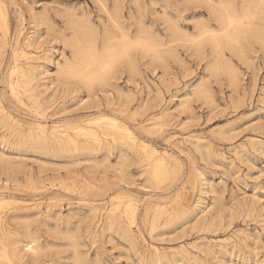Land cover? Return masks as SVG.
<instances>
[{
    "label": "rangeland",
    "instance_id": "rangeland-1",
    "mask_svg": "<svg viewBox=\"0 0 264 264\" xmlns=\"http://www.w3.org/2000/svg\"><path fill=\"white\" fill-rule=\"evenodd\" d=\"M1 1L9 22L11 41L8 39L10 45L7 46L4 59L0 60V80L7 77L13 65H17L12 58L13 45L22 47L29 52V56L34 57H21L18 64L28 68L31 60L33 65L40 64L41 70L49 69L39 76V79L45 78L43 82L46 81L47 86L34 85L35 93L40 89V94L43 93L38 97V103L32 102L29 94L20 88L18 97L24 101L21 104L11 92L7 78L0 81L1 95L4 93L2 105L9 114L13 113L11 115L23 123L20 131H14L12 123L0 116V157L3 158H0V196H11L15 204H7L4 209L1 208L0 214H4L0 217L2 221L5 219L3 226L6 231L12 232V236L16 235L14 237L26 241L30 232L41 245L40 254L29 255L24 263L264 264V45L251 38L243 40L241 45L245 44V58L228 49H225V54L221 57L213 56L209 45L198 52L190 47L184 37L165 46L164 42L170 40L172 33L168 28V20L176 21L184 32H198L195 27L197 21L210 17L209 9L202 0ZM116 5L123 6L120 7L122 17L119 24L114 23L109 16V11L113 12ZM182 5L186 8L181 7ZM31 9L37 15L40 12V15L48 16V23L41 24V28L37 27L31 18ZM73 18H86L90 21V31L96 32L100 48L108 37L115 36V39H111L115 42L116 37L125 30L127 33L130 31L128 34L133 38L144 31L149 32V35L163 43L161 51L156 55L158 58L154 59V53H147V56L145 52L143 55L140 48H134L131 60L136 71L131 72L130 62L122 60L120 63L127 61L126 64L122 66L119 63L116 77L109 80L110 84L117 87L108 86V94H104L99 90L100 86L96 85V93L92 96L82 84L70 79L51 84L50 79L56 74L54 71L57 63L71 55L70 48L63 45L60 34H64L66 39L73 36L68 27V20ZM51 22L54 23L50 24ZM212 24L217 26L215 21ZM38 28L41 31L37 32ZM20 29L21 38L15 43V35ZM34 34L39 35L37 41L40 43L36 41L34 45L26 46L24 39ZM57 38L60 39L59 42ZM170 45H175L174 54L167 50ZM151 54L155 57L152 58ZM52 58L55 62L49 60ZM217 64L219 68L216 67ZM231 71L238 76L235 84L231 81ZM94 95H98L100 100ZM116 108L124 109L125 113H115ZM165 109L169 112L165 117L152 122L145 121L151 116H161ZM37 111L44 113L43 121L48 125L56 122L76 124L103 111L125 120L133 126L140 138L160 151H168L169 178L162 181L150 179L146 168L152 161L147 160L138 147L127 149L112 142L110 150L89 155L82 151L60 152L39 146L27 136L29 122L37 118ZM146 123L152 125L149 126V131L139 128ZM156 123L162 124V127H157ZM198 137L202 139H197ZM16 139L26 142L19 146L17 141L15 144ZM119 148L126 150L130 159L123 163L122 168L118 164L121 162ZM7 162H10L9 170L6 168ZM41 163H44V167ZM102 164L106 166L105 169ZM118 170L123 172L119 173ZM128 175L132 178L127 177ZM133 176L137 178L135 182H131L135 178ZM204 178L210 185L209 199L207 197V200H202L205 214L200 210L184 212L183 209L191 208L201 196L198 190ZM118 194L124 195L120 207L122 210L126 208L124 203L130 200L132 209L137 212H134L136 223L132 224L127 219V214L122 213L121 221L131 227V235L117 224L105 228L106 209L111 208V198ZM161 204L168 214L158 217L155 211L157 207L162 208ZM94 206H98L97 211L93 209ZM205 215L207 218L201 220ZM26 224L29 230L25 228ZM70 237L72 238L69 239ZM219 242H222V246L218 245ZM208 244L216 245L208 248ZM75 246L78 248L77 252L72 249ZM156 251L164 256L158 259ZM75 253L80 254L83 259L81 262Z\"/></svg>",
    "mask_w": 264,
    "mask_h": 264
},
{
    "label": "bare ground",
    "instance_id": "bare-ground-1",
    "mask_svg": "<svg viewBox=\"0 0 264 264\" xmlns=\"http://www.w3.org/2000/svg\"><path fill=\"white\" fill-rule=\"evenodd\" d=\"M97 1V0H96ZM182 1V0H181ZM180 1V2H181ZM14 2V1H13ZM120 2V1H119ZM203 3H205L209 9L210 12V17H206V19L200 18L197 21L196 28L198 29V32L196 34H191L184 32L183 29L180 27V24H178L176 21L173 20H168V28L171 30V38L170 40L166 43L164 42L165 46L174 43L176 40H181V38H185L186 42L191 45L190 47H194L198 52L202 51L204 49L205 45H209L211 47V54L214 56H223L225 53V49L233 51L235 54L241 56L242 58L246 57V49L244 50V45L242 46L241 44L243 43V40H247L249 38L256 40L260 44L264 45V0H202ZM3 2L0 0V60L4 59L5 53L7 51V46L9 42L11 41L9 39L10 35V26L9 22L7 20V15L5 12V9L3 7ZM101 3V2H100ZM124 3V2H123ZM193 3V2H192ZM121 4V3H120ZM196 5V4H195ZM194 5V6H195ZM199 5V4H198ZM122 6V5H121ZM120 5H116L113 12L109 11V16L111 20L119 24V21L122 17L121 15V7ZM180 6V5H179ZM187 6V5H186ZM190 6V5H189ZM192 6V5H191ZM205 7V5H203ZM123 7V6H122ZM125 7V6H124ZM130 7V6H129ZM142 7V6H141ZM183 7V5L181 6ZM185 7V6H184ZM183 7V8H184ZM199 7V6H198ZM186 8V7H185ZM203 8V7H202ZM177 9V8H176ZM32 10V9H31ZM31 18L34 22V24L38 27L41 28V24L43 23H48V19L45 15H37L36 13L31 11ZM108 12V10H107ZM208 12V10H207ZM173 13V12H172ZM131 14V13H130ZM20 15V13H19ZM68 15V14H67ZM72 16V15H68ZM204 16V15H203ZM21 17V16H20ZM19 17V18H20ZM66 17V16H65ZM133 17V16H132ZM135 17V16H134ZM138 17V16H137ZM72 18V17H71ZM175 18V17H174ZM123 20V19H122ZM103 21V20H102ZM101 21V22H102ZM181 21V20H180ZM215 21L217 26H214L212 22ZM122 22V21H121ZM124 22V21H123ZM166 22V23H167ZM191 22V21H190ZM54 23V22H53ZM52 22L50 24H53ZM20 24V23H19ZM90 21L88 19H69L68 20V27L72 31V37L70 39H66L64 34H60L63 41V45L66 47L68 46L71 51V55L69 57H65L63 59V62L57 63L58 65L56 66V70L54 71L55 76H51L52 78L50 79L51 84L55 83L56 81L64 80V79H70L75 82H78L82 84L81 86L85 87L84 89H87L89 92L88 94H91L93 96L95 92V86L99 85L100 86V91H102L104 94H108L109 89L108 86H115L113 84L109 83V80L113 77L115 78L116 76V67L117 65L124 59H127L130 62V71L135 72L136 71V66L134 65L133 61L131 60V52L134 48H140L143 52L146 53H154L153 55H158L159 52L161 51L160 47L161 44L159 41H157L153 36L149 35V32H145L143 34H138L135 38L131 37L127 32H122L119 37H116V41L113 42L111 39H115V36L113 37H106V42L102 48H100L99 42H98V37L95 31H90L91 28L89 26ZM130 24V23H129ZM11 25V24H10ZM47 24H44L46 26ZM125 25V24H124ZM123 26V25H122ZM19 26L17 25V28ZM49 27V26H48ZM52 27V26H51ZM54 27V25H53ZM66 27V26H65ZM126 27V26H125ZM123 27V28H125ZM142 27V26H141ZM194 27V28H195ZM40 28H38L37 32H39ZM47 28V27H46ZM48 29V28H47ZM54 29V28H53ZM97 29V28H96ZM118 29H120L118 27ZM126 29V28H125ZM18 30V29H17ZM108 30V28H107ZM186 30V29H185ZM25 31V30H24ZM41 31V30H40ZM50 31V29H49ZM105 31V30H103ZM115 31V30H114ZM190 31V30H189ZM16 32V31H15ZM48 33V31L46 30ZM45 32V33H46ZM137 32V31H136ZM141 32V31H140ZM25 33V32H24ZM41 33V32H40ZM56 33V32H55ZM142 33V32H141ZM22 34L21 29L19 30L18 34L15 35L16 40L15 43L19 42V39L21 38L20 35ZM36 34V32H35ZM30 35L26 39H24V42L26 46H31L33 43L35 44L36 41L40 38L39 35ZM42 34V33H41ZM101 34V33H100ZM106 34V33H104ZM51 35V34H50ZM54 35V34H53ZM52 35V36H53ZM108 35V34H107ZM110 35V34H109ZM106 36V35H105ZM20 37V38H19ZM34 37V38H33ZM101 37V36H100ZM42 38V37H41ZM183 38V39H184ZM10 41H9V40ZM55 39V38H54ZM59 38H57V42ZM13 41V42H14ZM39 41V40H38ZM37 43H40L38 42ZM51 41V40H50ZM163 41V40H162ZM23 42V43H24ZM256 42V43H257ZM101 43V42H100ZM182 43V42H181ZM249 43V42H248ZM258 43V44H259ZM33 44V45H34ZM178 44V43H177ZM187 44V43H186ZM10 45V44H9ZM37 45V44H36ZM35 45V46H36ZM41 45V44H40ZM252 45V44H251ZM12 47V58L13 62H17V65H13V67L9 70V74L7 77H3L5 80L7 78L8 85L11 89V92L17 96L18 101L23 104L24 101L19 99L18 94L20 93V88H23L25 92L29 94V99L34 103H38V97L42 95L43 93L40 94V91L38 93H35V87L34 85L37 86H47L46 81L43 82L44 77H41L39 79L40 75H43L44 72L46 73L47 70H41V65H33L31 64V60L29 63V66L27 68L18 64V61L20 60L21 57H26L27 59H33V56H29V52H27L25 49L22 47ZM186 46V45H185ZM184 47V46H183ZM247 47V46H246ZM263 47V46H262ZM55 48V47H54ZM166 48V47H164ZM53 49V48H52ZM175 49V45H170L168 47V51H172ZM56 50V49H55ZM163 50V48H162ZM53 51V50H52ZM165 50V52H168ZM254 51V50H253ZM50 52V51H49ZM135 52V51H134ZM138 52V51H137ZM170 53V52H169ZM31 54V53H30ZM46 54V52H45ZM54 55L53 53H51ZM64 54V53H63ZM174 54V53H173ZM38 55V54H37ZM43 55V54H42ZM56 55V54H55ZM144 55V53H143ZM152 55V54H151ZM150 55V56H151ZM151 56L154 58L155 56ZM49 56V55H48ZM148 56V55H147ZM51 57V56H50ZM172 57V56H171ZM183 57V56H182ZM37 58V57H36ZM41 58V57H39ZM38 58V60H40ZM158 58L156 56L154 59ZM162 58V57H161ZM165 58V57H163ZM176 58V57H175ZM223 58V57H222ZM240 58V57H239ZM48 59V58H47ZM6 60V59H5ZM42 60V59H41ZM45 60V59H44ZM51 61H54L53 58L49 59ZM153 60V59H152ZM3 62V61H2ZM39 62V61H38ZM42 62V61H40ZM55 62V61H54ZM127 62V61H125ZM124 62V63H125ZM214 62V61H213ZM43 63V62H42ZM122 63V64H124ZM216 64V61L214 62ZM227 63V62H225ZM121 64V63H120ZM121 64V65H122ZM126 64V63H125ZM128 64V63H127ZM167 64V63H166ZM129 65V64H128ZM152 65V64H151ZM230 65V64H227ZM226 65V67H227ZM2 66V65H1ZM0 66V67H1ZM44 66V64H43ZM46 66V65H45ZM123 66V65H122ZM127 66V65H126ZM138 66V65H137ZM217 68H219V64L216 65ZM225 67V68H226ZM128 68V67H127ZM2 69V68H1ZM6 69V68H5ZM222 69V68H221ZM3 70V69H2ZM165 70V69H164ZM235 70V68H234ZM129 71V70H128ZM3 72V71H2ZM142 72V71H141ZM215 72V70H214ZM4 73V72H3ZM165 73V72H164ZM2 74V73H1ZM6 74V72L4 73ZM48 74V73H47ZM51 74V72H50ZM53 75V74H52ZM17 76V77H15ZM46 76V74L44 75ZM48 76V77H49ZM131 76V75H130ZM231 76V81L232 83H237L238 82V76L234 71H231L230 73ZM1 77V78H2ZM1 79L0 81L4 80ZM47 79V77H46ZM40 80H42L40 82ZM111 80V81H112ZM49 81V80H48ZM70 82V81H68ZM72 82V81H71ZM70 82V83H71ZM2 83V82H1ZM38 83V84H37ZM50 83V82H49ZM48 83V84H49ZM72 86V84H70ZM74 83V82H73ZM77 83V84H78ZM114 83V82H113ZM4 84V83H3ZM56 84V83H55ZM54 84V85H55ZM76 83H74L75 85ZM79 84V85H80ZM61 85V84H59ZM66 85V82H65ZM68 85V84H67ZM68 85V86H69ZM201 85V84H200ZM202 86V85H201ZM237 86V84H236ZM64 87V86H63ZM62 87V88H63ZM117 86H115L116 88ZM38 88V87H37ZM66 88V87H65ZM68 88V87H67ZM71 88V87H70ZM39 89V88H38ZM37 89V91H38ZM47 89V88H45ZM59 89V86H58ZM73 89V88H72ZM82 89V88H81ZM80 89V90H81ZM3 90V89H2ZM23 90V91H24ZM55 90V89H54ZM98 90V91H99ZM198 90V88H197ZM205 90V89H204ZM44 91V90H43ZM86 91V90H85ZM120 91V90H119ZM5 92V91H4ZM42 92V91H41ZM57 92V91H56ZM101 92V93H102ZM202 92V91H200ZM207 92V91H206ZM54 93V92H52ZM77 93V92H76ZM121 93V92H120ZM4 93H2L3 95ZM122 94V93H121ZM2 95L0 92V116L3 117V119L9 121L12 123L11 127H13L14 131H20V128L23 126V123L17 119L15 116L9 114L6 111V108L2 105ZM20 95V94H19ZM52 95H55L52 94ZM67 95V94H66ZM91 95L89 97H91ZM4 96V95H3ZM22 96V95H21ZM26 96V95H25ZM65 96V95H64ZM88 96V95H87ZM98 99V95H94ZM108 96V95H107ZM204 96V95H203ZM43 97V96H42ZM53 97V96H52ZM88 97V98H89ZM94 97V98H95ZM123 97V96H122ZM40 98V97H39ZM47 98V96H46ZM45 99V98H44ZM91 99V98H90ZM110 99V98H107ZM28 100V101H29ZM54 100V98H52ZM92 100V99H91ZM100 100V98H99ZM48 101V100H47ZM109 101V100H108ZM113 102V100H111ZM92 102V101H90ZM125 102V101H124ZM145 102V101H144ZM100 103V102H99ZM109 103V102H108ZM114 103V102H113ZM41 104V103H40ZM98 104V103H97ZM96 104V105H97ZM102 104V103H101ZM111 104V103H110ZM120 104V103H119ZM27 105V104H26ZM43 105V104H42ZM80 105V104H79ZM84 105V104H83ZM92 105V104H90ZM116 105V104H115ZM120 106V105H119ZM29 108V107H28ZM90 108V107H89ZM96 108V106H95ZM99 108V107H98ZM11 109V108H10ZM31 109V108H30ZM35 109V108H34ZM43 109V108H42ZM169 109V108H168ZM36 110V109H35ZM32 111V110H31ZM101 111V110H100ZM115 113H125V110L122 108H116L114 109ZM183 111V110H182ZM181 111V112H182ZM37 118L34 121L29 122V130L27 136L31 138L34 143L45 146L46 148L49 149H54V150H60V152H73V151H82L85 154L89 155H94L102 151H108L110 150L111 143L116 142L117 144H120L122 147L124 146L127 149H134V147H138L139 149L142 150L144 153V156H146L147 160L151 159V163L147 169V173L150 177V179L154 181H162V179L169 178L168 177V167H167V155L169 154L168 151L166 150H159L155 148L153 145H151L149 142L143 140L138 136V134L135 132L134 128L131 127L129 123H126L125 120L122 121L118 117L110 115L109 113L106 112H99L97 115H94L93 117L90 116V118L83 120L79 123L76 124H71L70 122L64 123V124H59L56 122L53 125H48L43 121L44 119V113L41 111H37ZM89 113V112H88ZM97 113V112H96ZM169 113L165 109L159 116H151L149 119L145 120L147 122L152 120H157V118H163L166 116V114ZM31 115V114H30ZM50 115V114H49ZM92 115V114H91ZM171 116V115H170ZM19 118V117H18ZM21 118V117H20ZM127 119V118H126ZM25 122V121H24ZM144 122V121H143ZM169 122V121H168ZM3 123V122H2ZM5 124V122H4ZM157 125V123H156ZM149 126H152L149 123H146L144 125L139 126L140 129L144 131H149L150 128ZM3 127V126H2ZM10 127V126H9ZM157 127H162V124H158ZM10 129V128H9ZM12 129V130H13ZM12 131V132H14ZM9 132V131H8ZM10 133V132H9ZM5 135V134H4ZM9 135V134H8ZM12 135V134H11ZM16 135V134H15ZM25 135V134H24ZM23 135V138H25ZM2 136V135H1ZM20 136V135H19ZM12 137V136H10ZM8 137V139L10 138ZM27 137V138H28ZM192 137V136H191ZM3 138V137H1ZM21 138V137H20ZM196 138V137H194ZM198 137L197 139H199ZM7 139V138H6ZM202 138H200L201 140ZM5 140V139H2ZM23 140V139H22ZM22 140H15V144L17 141V144L21 146L22 143L26 141ZM28 140V139H26ZM11 142V141H10ZM30 142V141H29ZM27 142V143H29ZM14 143V142H13ZM26 143V144H27ZM6 144V143H4ZM14 146V145H13ZM31 146V145H30ZM33 146V145H32ZM115 146V144H114ZM2 147V146H1ZM9 147V146H8ZM24 147V146H22ZM21 147V148H22ZM42 147V146H41ZM119 147V146H118ZM11 148V147H10ZM14 148V147H13ZM28 148V147H27ZM18 149V148H16ZM48 149V150H49ZM118 149V148H117ZM121 148H119L120 150ZM2 150V149H1ZM5 150V149H4ZM7 150V149H6ZM12 150V149H11ZM15 150V149H13ZM35 150V148H34ZM40 150V147H39ZM42 150V149H41ZM3 151V150H2ZM16 151V150H15ZM29 151V150H28ZM31 151V149H30ZM33 151V150H32ZM38 151V150H36ZM35 152V151H34ZM7 153V152H6ZM9 153V152H8ZM13 153V152H12ZM19 153V152H18ZM22 153V152H20ZM31 153V152H30ZM38 153V152H37ZM47 153V152H46ZM264 153V152H263ZM16 154V153H15ZM29 154V153H27ZM48 154V153H47ZM47 154H44V156L47 157ZM52 154V153H51ZM188 154V153H187ZM40 156V154H39ZM54 156V154H53ZM52 156V157H53ZM5 157V156H4ZM23 157V156H22ZM120 160L118 164L121 165V168L125 164V161L128 160L129 154L126 152V150H120ZM3 159L2 157H0ZM64 158V157H63ZM82 158V157H81ZM105 158V157H104ZM107 159V158H106ZM110 159V158H109ZM119 159V158H118ZM209 159V158H208ZM16 160V159H15ZM14 160V161H15ZM117 160V159H116ZM130 160V159H129ZM133 160V159H132ZM34 161V160H33ZM80 161V160H79ZM6 162V161H5ZM146 162V161H145ZM10 162H7L6 168L8 169V166ZM21 163V162H20ZM24 163V162H23ZM111 163V162H110ZM116 163V161H115ZM124 163V164H123ZM128 163H131L130 161ZM126 163V165H128ZM144 163V162H143ZM169 163V162H168ZM12 164V162H11ZM17 164V162H16ZM42 164V163H41ZM44 164V163H43ZM42 164V166H43ZM100 164V163H99ZM132 164V163H131ZM130 164V165H131ZM135 164V163H134ZM142 164V163H141ZM2 165V164H1ZM14 165V164H13ZM19 166L22 164H18ZM71 165V164H70ZM74 165V164H73ZM103 165V164H102ZM129 165V166H130ZM38 166V165H37ZM100 166V165H97ZM105 165L102 167L104 168ZM148 166V164L146 165ZM10 167V166H9ZM23 167V165L21 166ZM20 167V168H21ZM44 167V166H43ZM42 167V168H43ZM52 167V166H51ZM106 167V166H105ZM126 167V166H125ZM132 167V165H131ZM19 168V169H20ZM26 167H24L25 170ZM46 168V167H45ZM54 168V167H53ZM91 168V167H90ZM96 168V167H95ZM100 168V167H99ZM108 168V167H107ZM130 168V167H128ZM174 168V167H173ZM18 169V170H19ZM105 169V168H104ZM118 169V168H116ZM9 170V169H8ZM6 170V171H8ZM15 170V169H14ZM96 170V169H95ZM122 170V169H121ZM125 171V169L123 171ZM175 170V168H174ZM173 170V171H174ZM108 171V170H106ZM11 172V171H8ZM119 172V170H118ZM119 172V173H120ZM144 173V171H142ZM176 172V171H175ZM7 173V172H6ZM13 173V172H12ZM22 173V172H21ZM119 173H117L119 175ZM133 173V172H132ZM177 173V172H176ZM175 173V174H176ZM15 174V173H14ZM126 174V173H124ZM123 174V175H124ZM201 174V173H200ZM16 175V174H15ZM19 175H21L19 173ZM121 175V174H120ZM3 176V175H2ZM9 176V175H8ZM13 176V174H12ZM126 176V175H125ZM26 177V176H25ZM121 177V176H120ZM119 177V179H120ZM132 178L131 176H127ZM134 180L131 179V182H135L137 179L136 176ZM163 177V178H162ZM11 178V177H9ZM7 178V179H9ZM14 178V176L12 177ZM11 178V179H12ZM175 178V177H174ZM10 179V180H11ZM16 179V178H15ZM18 179V177H17ZM123 179V178H122ZM126 179V178H125ZM176 179V178H175ZM4 180V179H3ZM173 180V179H172ZM16 181V180H15ZM122 181V180H121ZM130 181V180H128ZM9 182V181H7ZM17 182H19L17 180ZM21 182V181H20ZM152 182V181H151ZM200 182V181H199ZM118 183V182H117ZM126 183V182H125ZM128 183V182H127ZM148 183V182H147ZM150 183V182H149ZM154 183V182H153ZM137 184V183H135ZM158 184V183H157ZM164 184V183H163ZM186 184V183H185ZM200 194L201 196L198 198V200H195L194 205L191 208H186L183 209L184 212H187L189 210L192 211H197L200 210L204 212V209H202V200H207V197L209 199V184L205 180V178L202 180L200 183ZM56 185V184H55ZM60 185V183H59ZM129 186V184H127ZM132 185H134L132 183ZM137 186V185H136ZM140 186V185H139ZM152 184H150V187ZM156 186V185H155ZM154 186V187H155ZM70 187V186H69ZM80 187V186H79ZM144 187V186H143ZM174 187V186H173ZM50 188V187H49ZM48 188V189H49ZM141 188V186H140ZM156 188V187H155ZM198 189V187H197ZM53 190V189H52ZM81 190V189H80ZM67 191V190H66ZM55 192H58L55 191ZM63 192V191H62ZM69 192V191H67ZM59 193H61L59 191ZM87 193V192H86ZM213 193V192H212ZM56 194V193H55ZM63 194V193H62ZM78 194V193H77ZM199 194V193H198ZM110 195V194H109ZM51 196V195H50ZM198 196V195H197ZM82 198V197H81ZM124 198V195L118 194L114 195L111 198L112 206L109 209H106L105 212V228H111L114 225H119L121 229H123L127 234L131 235L132 230L129 225H126L124 222L121 221L122 213L127 214V219L129 220L130 224L136 223L135 222V212L132 209V202L129 200L125 202L126 208L125 210H122L121 205L122 199ZM100 199V198H99ZM211 199V198H210ZM32 200V199H31ZM37 200V199H36ZM14 199L11 196H0V209L3 208L7 204L13 203ZM16 201V200H15ZM19 201V200H18ZM34 201V200H33ZM17 203V202H15ZM22 203V202H21ZM36 203V202H35ZM38 203V202H37ZM36 203V204H37ZM14 204V203H13ZM35 204V205H36ZM215 204V203H214ZM15 205V204H14ZM17 205V204H16ZM159 205V204H157ZM164 205V203H163ZM204 205V204H203ZM160 206V205H159ZM162 206V204H161ZM169 206V205H167ZM261 206V205H260ZM36 207V206H35ZM137 207V205H136ZM156 207V206H155ZM218 207V206H217ZM5 208V207H4ZM3 208V209H4ZM135 208V207H134ZM167 208V207H166ZM262 208V207H260ZM36 209V208H35ZM38 209V208H37ZM93 209L96 211L98 210V206H94ZM153 210V209H152ZM171 210V209H170ZM208 210V209H207ZM48 211V210H47ZM137 211V210H136ZM212 211V210H211ZM262 211V210H261ZM135 212V213H134ZM253 212V211H252ZM156 215L162 216L167 213V210L164 209V206L162 208L157 207L155 211ZM262 213V212H261ZM4 214V213H2ZM0 214V215H2ZM168 214V213H167ZM198 214V213H197ZM205 214V212H204ZM203 214V215H204ZM48 215V214H47ZM50 215V214H49ZM207 215V214H206ZM206 215L202 217L201 220H204L207 218ZM252 215V214H251ZM55 216V215H54ZM17 217V216H16ZM58 217V216H57ZM98 217V216H97ZM168 217V216H167ZM249 217V214H248ZM60 218V217H59ZM165 218V217H164ZM169 218V217H168ZM171 218V216H170ZM175 218V217H174ZM58 219V218H57ZM215 219V218H214ZM5 221V219H3ZM59 220V219H58ZM138 220V219H137ZM148 220V218H147ZM150 220V219H149ZM166 220V218H165ZM2 218L0 217V262L4 264H19V263H24L27 260V257L29 255H36L40 250H41V245L37 241V237L31 235L29 232L27 235H29L28 240H23L18 237L12 236V232H8L5 230L3 226ZM14 221V220H13ZM16 221V219H15ZM14 221V222H15ZM19 221V220H18ZM17 221V222H18ZM23 222V220L21 221ZM153 223V222H152ZM17 225V224H16ZM15 225V226H16ZM28 224L25 225V228L27 227V230H29ZM30 226V224H29ZM132 226V225H131ZM134 226V225H133ZM175 226V225H174ZM135 227V226H134ZM153 227V226H152ZM10 231V230H9ZM12 231V230H11ZM52 231V230H51ZM137 231V230H136ZM242 231V230H241ZM14 232V231H13ZM23 232V231H21ZM25 232V231H24ZM57 233V232H54ZM59 233V231H58ZM143 233V232H142ZM19 234V233H18ZM24 233H22L23 235ZM139 234V233H138ZM68 235V234H67ZM247 235V233H246ZM71 236V234H70ZM75 236V235H74ZM128 236V235H127ZM139 236V235H138ZM249 236V235H248ZM260 236V235H259ZM132 237V236H131ZM250 237V236H249ZM70 237L69 239H71ZM142 238V237H141ZM257 238V237H256ZM140 239V237H139ZM74 240V239H73ZM148 240V239H147ZM242 240V239H241ZM75 241V240H74ZM77 242V239H76ZM78 243V242H77ZM75 243V244H77ZM49 244V243H48ZM151 244V243H150ZM149 244V245H150ZM80 245V244H79ZM78 245V247H79ZM216 244H208V248H212ZM218 245L222 246V242H219ZM238 245V244H237ZM70 246V245H69ZM74 247V245L72 246ZM76 249L75 251L77 252L78 248L75 246ZM81 247V246H80ZM155 247V246H154ZM232 247V246H231ZM234 247V246H233ZM148 248V247H147ZM186 248V247H184ZM218 248V247H217ZM225 248V247H224ZM156 249V248H155ZM182 249V247H181ZM47 250V248H46ZM49 250V249H48ZM52 250V249H51ZM210 250V249H209ZM225 250V249H224ZM187 252L186 250H184ZM183 251V252H184ZM207 251V250H206ZM214 251V250H213ZM230 251V250H229ZM41 252V251H40ZM40 252L37 254L39 255ZM47 252V251H46ZM45 252V253H46ZM184 252V253H185ZM210 252V251H209ZM226 252V251H225ZM237 252V251H236ZM44 253V254H45ZM81 254L83 252H80ZM146 253V251H145ZM193 253V252H192ZM204 253V252H203ZM213 253V252H211ZM76 254V253H75ZM157 258L160 259L163 257L159 251H156ZM165 254V253H163ZM208 254V253H207ZM215 254V253H214ZM83 255V254H82ZM167 255V254H166ZM76 257L80 258L79 255H75ZM194 256V255H193ZM179 257V256H178ZM196 257V256H195ZM37 258V257H33ZM39 258V256H38ZM194 258V257H193ZM74 259V258H72ZM82 257L80 258L81 262ZM34 260V259H33ZM83 260V259H82ZM85 260V259H84ZM157 260V259H156ZM36 261V259H35ZM76 261V260H75ZM83 262V261H82ZM152 262V261H151ZM154 263V262H153ZM157 263V262H156ZM165 263V262H164ZM27 264V263H24ZM29 264V263H28Z\"/></svg>",
    "mask_w": 264,
    "mask_h": 264
}]
</instances>
